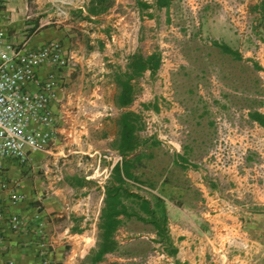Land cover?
I'll return each instance as SVG.
<instances>
[{"label": "crops", "instance_id": "1", "mask_svg": "<svg viewBox=\"0 0 264 264\" xmlns=\"http://www.w3.org/2000/svg\"><path fill=\"white\" fill-rule=\"evenodd\" d=\"M115 1L110 0L105 11L87 17L88 2L84 12H72L71 24L58 26L47 24L51 12L46 0H0V29L4 32L5 47L24 38L32 45L59 38L77 53L75 68L65 83L55 88V102L51 104L52 110L61 115L56 143L48 151H32L27 164L5 159L2 169L8 181H19L18 192L22 194L20 201L12 203L7 193L0 190L3 210L30 219L37 204L41 205L39 213L45 219V232L53 242L52 264H68L73 257L71 249V254L66 252L69 245L72 248L77 241L91 238L79 228L86 223L85 214L91 206L87 197L92 187L86 184V177L72 172L73 154L102 149L118 152L115 143L119 126L113 119L115 131H109L110 121L102 116L106 115L109 87L117 84L115 75L124 71L126 65L122 63L121 52L109 44V31L111 27L120 31L119 46H133L130 57L139 43L150 41L152 32L148 26L154 23L156 15L160 19L167 17L177 4V0H169L167 6L158 7L154 0H134L143 18L139 28L141 25L144 29L139 31L135 44L126 33L133 15L125 7L111 13ZM197 1L187 0L189 4ZM140 2L149 6H141ZM227 34L223 28L213 30V38ZM260 60L264 62L263 57ZM46 72L47 67L40 68L39 78ZM148 73L146 70L132 79V84ZM30 89H35V85L31 84ZM118 92L115 91L117 95ZM110 105L118 107L116 102ZM259 112L264 115L263 108ZM252 122L247 127L239 125L227 135L236 154L231 155L223 168L218 165L216 155L209 156L214 147L213 127L202 131L190 127L188 137L181 142L182 153L172 158L175 167L182 168L180 174L176 176L175 172L171 176L166 169L159 171V186L150 189L163 199L168 242H158L162 243L159 256L163 259L157 264H264V126ZM142 144L137 153L145 149ZM207 158L212 162L206 164ZM197 160L204 161L202 164L208 169L219 168L212 173L217 177L207 179L202 166L195 164ZM71 176L82 179L83 184H69L67 177ZM104 183L96 184L101 204ZM98 216L99 213L97 219ZM126 221L123 219L119 227ZM1 235L0 264H40L38 237L31 229L13 231L4 224Z\"/></svg>", "mask_w": 264, "mask_h": 264}, {"label": "rangeland", "instance_id": "2", "mask_svg": "<svg viewBox=\"0 0 264 264\" xmlns=\"http://www.w3.org/2000/svg\"><path fill=\"white\" fill-rule=\"evenodd\" d=\"M197 2L195 5L189 4L187 0L186 4L177 0L167 17L160 19L156 15L154 23L148 26L152 32L150 41L139 43L137 49L143 54L158 51L157 34L169 25H173L181 35L176 45L177 50H167V59L170 61L162 65L159 60L158 68L153 73L149 72L143 79L133 82L131 108L140 114L137 134L144 141L142 146L145 149L138 153L139 159L135 161L132 169L137 179L129 180L128 186L146 197L154 195L160 198L150 189L159 186V171L166 169L171 176L175 172L178 176L182 171L172 161L175 154L182 153L181 147L177 151H171L157 139L155 129L159 128V124H164L170 136L175 140L179 137L181 142L188 137L190 127L199 131L213 127L214 147L211 148L209 156L216 155L219 159L218 165L223 168L236 152L228 140L229 132L231 134L241 124L246 127L252 125L249 112L264 109V62L260 60V57L264 59V16L255 9L259 0ZM221 28L225 29L228 36L213 38V30L221 31ZM187 29L191 31L189 35ZM139 31H144L141 25L138 33ZM213 41L226 43L236 49L240 58L236 59L222 52L213 45ZM161 74L168 78L166 82ZM114 85L109 87L105 101L106 115L102 116V119H109L107 129L111 132L115 131L121 111L119 107L110 105L115 104V91L119 90V86ZM87 153L90 152L72 153L74 159L70 166L73 173L97 174L98 168ZM204 161L206 164L212 162L208 158ZM204 161L197 160L195 164L202 166L201 170L207 179L217 177L216 173H212L220 169H208L202 164ZM186 179L187 177L184 181L188 182ZM86 180L88 187H92L91 195L87 197L91 206L85 214L84 227L79 229L86 230L91 238L85 237L77 241L72 248L69 245L66 252L71 254V249L73 257L68 264H93L91 255L97 239V210L102 204L99 187L96 186L99 183L94 178ZM123 226L115 231L116 249L106 253L101 261L94 264H157L163 259L159 256L162 243H158L162 240L152 224L131 217L123 222Z\"/></svg>", "mask_w": 264, "mask_h": 264}, {"label": "built area", "instance_id": "3", "mask_svg": "<svg viewBox=\"0 0 264 264\" xmlns=\"http://www.w3.org/2000/svg\"><path fill=\"white\" fill-rule=\"evenodd\" d=\"M46 1L51 12L47 24L58 26L71 24L72 12L75 10L84 12L89 2V0ZM181 2L185 3V0ZM120 7L127 8L128 13L133 15L126 33L136 44L140 13L134 0H116L111 13ZM119 32L116 27H111L109 44L121 52L122 63L127 65L130 52L134 49L131 44L118 45ZM190 32V29H187V35ZM157 35L159 44L156 52L163 65L164 62L170 61L167 59V50H177L176 45L181 35L173 25L160 30ZM76 55V50L59 38L48 39L37 45L30 44L29 40L24 38L7 48L4 46V32L0 29V190L7 193L12 203L20 201L22 194L18 192V180L8 181L5 178L2 172L3 162L5 159H15L27 164L32 151H48L56 143L61 115L52 110L51 104L55 102V88L65 83L75 68ZM42 67H47V72L43 78H39L38 71ZM161 76L166 82L168 79L166 75ZM31 84L35 85V89H30ZM155 131L157 139L169 150H179L181 139L172 138L164 124H159ZM87 154L92 157L98 169L97 174L84 172L83 176L94 178L99 184L104 183L110 176L113 165L122 160L120 153L108 149L93 150ZM63 165L64 163L61 167ZM40 209L41 205L37 204L35 214L29 219L17 212H5L0 203V240L4 224L13 231L31 229L38 237L40 264H52L53 242L45 232V219L39 213Z\"/></svg>", "mask_w": 264, "mask_h": 264}, {"label": "trees", "instance_id": "4", "mask_svg": "<svg viewBox=\"0 0 264 264\" xmlns=\"http://www.w3.org/2000/svg\"><path fill=\"white\" fill-rule=\"evenodd\" d=\"M154 3L156 6L162 7L167 6L169 0H154ZM109 4L110 0H90L86 8V16L105 11ZM140 4L144 7L149 6L142 2ZM255 9L264 16V0H259ZM213 45L236 59L240 58L239 52L226 43L213 41ZM158 65V52L153 51L143 55L140 51H135L129 57L126 69L115 75L116 83L119 86L116 103L121 108L117 117L119 133L115 146L118 153L121 154L122 160L113 165L110 178L104 185V196L97 222V239L91 255L93 264L101 261L106 253L116 249L117 241L114 234L123 219L134 217L152 224L159 238L168 242L167 219L163 201L157 196L146 197L133 191L129 188L127 181V179L136 178L132 171L135 161L139 159L136 151L138 146L144 143L137 134L140 127V114L129 108L133 100L132 79L139 77L146 70L153 73ZM249 117L264 126V115L259 111L249 112ZM67 182L72 185L83 184L82 179L76 176L67 177Z\"/></svg>", "mask_w": 264, "mask_h": 264}]
</instances>
